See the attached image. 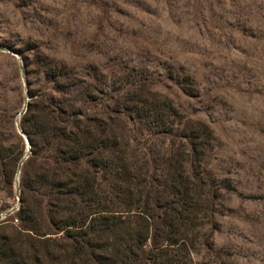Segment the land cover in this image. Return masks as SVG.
<instances>
[{
  "label": "rangeland",
  "instance_id": "obj_1",
  "mask_svg": "<svg viewBox=\"0 0 264 264\" xmlns=\"http://www.w3.org/2000/svg\"><path fill=\"white\" fill-rule=\"evenodd\" d=\"M130 78L170 99L200 148L203 181L188 187L179 219L161 222L168 245L157 239L155 247L125 251L120 226L93 239L92 253L81 249L83 239L58 244L57 236L22 231L13 220L25 159L13 195L0 191V214L14 208L0 223L3 243L15 248L7 264H264V0H0V144L13 152L29 103L92 85L103 92L102 112ZM115 117L106 110L96 122L105 154L162 157L156 168L169 159L176 173L186 171L188 139L146 136ZM125 194L103 202L120 210L135 202ZM119 215L135 226V216Z\"/></svg>",
  "mask_w": 264,
  "mask_h": 264
},
{
  "label": "trees",
  "instance_id": "obj_2",
  "mask_svg": "<svg viewBox=\"0 0 264 264\" xmlns=\"http://www.w3.org/2000/svg\"><path fill=\"white\" fill-rule=\"evenodd\" d=\"M58 77H62L61 72ZM132 79L123 88L112 90L115 95L110 98V105H103L105 113L110 110L115 118L123 119L131 129L137 126L146 136L152 135L163 141L179 136L188 139L186 171L182 167L181 173H176L177 166L169 159L156 168L162 157L161 160L154 157L148 160L105 154L102 146L105 140L100 132L97 133L96 124L98 117L104 115L103 110L98 112L96 108L100 106L99 94L103 95V92L98 93L96 87L89 85L57 99L43 95L29 103L19 121V128L30 145V154L18 183L20 208L14 218L22 231L34 236H57L58 244L69 241L78 244L77 239H83L85 246L81 249L86 247L92 253L89 248L93 239L108 237L120 226H125V251L143 250L147 243L155 247L157 239L163 247L168 245L171 237L164 232L161 222L169 215L179 219L190 204L188 187L203 181L197 170L201 167L200 148L187 136V128H181L182 115L172 101L153 95L148 87L143 88V84L136 86L138 80ZM180 79L189 91H193L187 75H181ZM17 141L16 152L7 144H0V191L6 197L13 195L17 165L26 152L21 135L17 136ZM30 169L36 170L32 176ZM178 177L180 180H175ZM118 193L129 195L135 202L126 203L120 210L103 202L106 197H118ZM211 193L205 191L206 196ZM63 202H68L71 207L60 208ZM118 213L135 216V226H129ZM35 221L45 222L47 229H35ZM13 250L14 247L4 244L0 238L2 264L13 259ZM109 260L105 262L104 259V264H111L112 260Z\"/></svg>",
  "mask_w": 264,
  "mask_h": 264
},
{
  "label": "water",
  "instance_id": "obj_3",
  "mask_svg": "<svg viewBox=\"0 0 264 264\" xmlns=\"http://www.w3.org/2000/svg\"><path fill=\"white\" fill-rule=\"evenodd\" d=\"M25 106H26V105H25ZM25 110H26V108H25ZM25 110L22 111V112H20L19 115H18V117H20L21 115H23L24 112H25ZM16 128H17L18 133H19V134L21 135V137L23 138L24 143H25V145H26V152H25V154L23 155L22 159L19 161L18 165H17V175H18V174H19V171H20V167H21V165H22V162H23L25 159H27V157H28V155H29V153H30V145H29L28 139L25 137V135L21 132V130H20V128H19L18 120H17V122H16ZM16 179H17V176H16ZM13 211H14V208L8 210V211L6 212V214H10V213H12Z\"/></svg>",
  "mask_w": 264,
  "mask_h": 264
},
{
  "label": "built area",
  "instance_id": "obj_4",
  "mask_svg": "<svg viewBox=\"0 0 264 264\" xmlns=\"http://www.w3.org/2000/svg\"><path fill=\"white\" fill-rule=\"evenodd\" d=\"M8 214L6 213H3V214H0V223L6 218ZM13 223H17V220H13Z\"/></svg>",
  "mask_w": 264,
  "mask_h": 264
}]
</instances>
